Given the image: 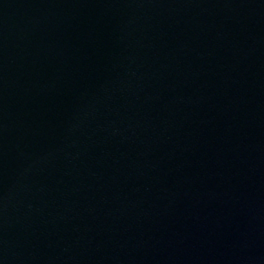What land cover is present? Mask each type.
<instances>
[{"label":"water","instance_id":"1","mask_svg":"<svg viewBox=\"0 0 264 264\" xmlns=\"http://www.w3.org/2000/svg\"><path fill=\"white\" fill-rule=\"evenodd\" d=\"M0 264H264V0H0Z\"/></svg>","mask_w":264,"mask_h":264}]
</instances>
